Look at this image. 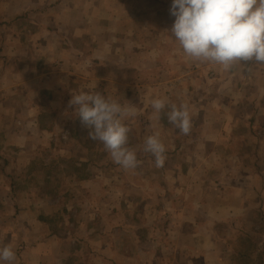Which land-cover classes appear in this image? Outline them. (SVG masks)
Masks as SVG:
<instances>
[{"label":"rangeland","instance_id":"rangeland-1","mask_svg":"<svg viewBox=\"0 0 264 264\" xmlns=\"http://www.w3.org/2000/svg\"><path fill=\"white\" fill-rule=\"evenodd\" d=\"M7 7L0 11L18 13ZM19 15L2 26L29 29ZM162 41L164 53L147 60L108 51L97 72L74 59L75 71L59 82L47 76L41 86H14L13 93H39L33 118L20 114L19 96L0 101V246L11 244L16 257L24 244L38 248L41 264H55L53 257L60 264H264V65L248 61L225 71L169 49L177 44L167 36ZM35 61L44 66L43 58ZM81 91L135 110L123 122L137 169H121L88 139L68 106ZM160 97L189 105L188 135L168 123L167 107L155 119L149 101ZM17 118L30 126L21 142L8 134ZM155 133L166 148L162 168L142 151ZM213 133L215 148H204Z\"/></svg>","mask_w":264,"mask_h":264},{"label":"crops","instance_id":"crops-1","mask_svg":"<svg viewBox=\"0 0 264 264\" xmlns=\"http://www.w3.org/2000/svg\"><path fill=\"white\" fill-rule=\"evenodd\" d=\"M171 3L172 0H26L22 9L21 0H9V4L0 0V8L6 7L7 4V9L10 5L18 11L12 15L8 10L4 12L6 8L0 11V52L2 53L0 56L5 57H0V94H2L0 101L4 97L19 96L15 106L19 107L20 114L28 111V118H33L38 107L39 93L30 94L23 90L20 93H13L10 90L14 86L28 83L41 86L47 76L49 82L52 83V80L59 82V78L64 79L65 74L75 71L74 59L88 60L89 68L97 72L98 64L102 65L103 53L108 51L119 58L126 53L131 54V57L141 54L146 57L145 60L152 55L163 54L166 48V43L163 44L162 41L163 36L171 35L170 29L175 19L169 13ZM27 9L29 11H26ZM17 14L29 19L32 26L26 30L20 29L17 25L9 28L2 26L3 23L12 20L10 18H16ZM169 49L181 52L175 44ZM25 51L26 55L23 53ZM30 51L35 55L33 60H30L33 56L29 55ZM13 53H16V56L12 59ZM40 58L44 59V66L37 68L35 59ZM123 61L125 59L122 57L121 62ZM157 65L160 64L153 61V67ZM44 70H49V73L42 76ZM100 80L99 77H94L90 81ZM1 85L8 88L1 91ZM32 99L36 103H31L34 107L31 109L29 104ZM0 113H2L1 108ZM26 121L24 119L21 122L17 118L13 122V127L8 131L13 142L26 139L22 134L29 132L30 126ZM32 125L38 132L41 131L37 122H32ZM208 136L207 139L202 140L201 145L204 148L214 149L216 145L211 143L215 140L214 133ZM230 147L231 145L228 144V148ZM25 246L24 244L22 250L17 253L18 264H28L31 258L34 259L33 264H41L44 261L40 256L39 259L36 258L38 248L30 249V245ZM64 258L63 255L62 259ZM51 261L60 264L59 258L53 257Z\"/></svg>","mask_w":264,"mask_h":264},{"label":"clouds","instance_id":"clouds-1","mask_svg":"<svg viewBox=\"0 0 264 264\" xmlns=\"http://www.w3.org/2000/svg\"><path fill=\"white\" fill-rule=\"evenodd\" d=\"M169 13L175 18L169 38L184 56L220 65L225 71L248 61L264 65V0H172ZM149 103L157 121L167 107L168 123L181 135L190 133L187 103L177 106L167 97ZM68 106L89 129L88 139L102 144L113 163L125 171L140 166L136 149L128 146L130 129L123 122L136 114L133 108L94 91L72 94ZM142 151L154 158L156 168L164 166L166 148L159 133L145 138ZM16 259L11 244L0 246V264H14Z\"/></svg>","mask_w":264,"mask_h":264},{"label":"trees","instance_id":"trees-1","mask_svg":"<svg viewBox=\"0 0 264 264\" xmlns=\"http://www.w3.org/2000/svg\"><path fill=\"white\" fill-rule=\"evenodd\" d=\"M10 195L13 197L14 195H13V193H12V191H11V189H10Z\"/></svg>","mask_w":264,"mask_h":264}]
</instances>
